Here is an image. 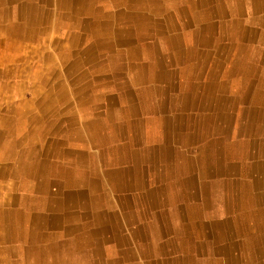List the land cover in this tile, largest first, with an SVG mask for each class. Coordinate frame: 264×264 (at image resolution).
<instances>
[{
  "label": "crops",
  "instance_id": "1",
  "mask_svg": "<svg viewBox=\"0 0 264 264\" xmlns=\"http://www.w3.org/2000/svg\"><path fill=\"white\" fill-rule=\"evenodd\" d=\"M83 1L81 14L85 15L77 18L87 21L91 30L96 27L90 15L91 7L103 6L104 1ZM117 1L122 5L110 1L109 7L105 6L107 11L126 8L124 0ZM143 1L133 3L137 8L128 6L131 13L139 11L140 14L106 18L102 24L110 28L97 33L94 29L73 32L68 20L77 16L75 9L58 10L52 0H0V38L16 39L15 50L20 49L18 45L29 43L26 39L41 41L38 43L42 45L34 53L41 58L40 65L48 74L41 75V82L51 93L43 101L48 110L38 112L43 127L48 126L45 132L55 130L49 135L61 137L64 126L65 134L73 136L75 128L84 132L87 123L89 127L102 121L108 123L103 129L112 142L104 147L108 150L104 154L108 163L112 162L114 152L126 148V142L119 143L118 133L122 139L139 134V140L144 142L136 146V151L148 149L156 154L151 153L147 158L141 154L136 162L173 167L175 173L171 179L179 184L180 194L187 200L185 206L179 208L182 220L177 224L178 235L185 237L184 242L176 241L177 233L170 232V227L174 228L170 219L160 225L165 231L160 240L153 239L148 228L138 223L132 227L139 231L137 238L98 242L93 249L85 247V240L80 241L84 246L79 255L73 253L72 264H250L254 261L260 264L264 255L252 253L257 251L253 246L264 245V223L226 222L232 214L224 212L217 197H251L254 201L264 198V0H150L152 7L147 3V10L141 8ZM9 10L21 17L23 34L2 31ZM71 36L95 45L89 53L93 59L91 68L90 64L82 67L91 88L87 98L73 96L66 103H60L52 90L69 83L70 78L65 75L71 68L67 70L68 66L64 67L58 60L71 49ZM10 42L2 45V53L12 50L5 49ZM45 45L51 49L50 54L45 52ZM82 48L78 47L77 51ZM57 68H62L63 73ZM47 80L52 83L45 84ZM75 80L73 83L77 85L78 80ZM140 85L147 87L140 88ZM123 86L135 92L131 95L117 92ZM154 89H161L163 93L155 94ZM139 90L142 95H138ZM84 99L92 109L88 121H77L71 130L67 121L71 117L78 119L75 115L78 110L64 112L63 106L69 101L66 107L75 108ZM51 107L53 109L49 110ZM58 108L61 119L57 117ZM25 111L21 120L13 112L8 123L18 126L24 122L28 128L30 121L36 119L33 112ZM109 113L113 114L108 116ZM130 123L137 127L127 128ZM27 132L35 134L32 127ZM162 135L163 142L155 143L154 136ZM85 142L90 145L88 140ZM74 143L67 145L74 147ZM160 147L167 149L169 161L164 158L165 154L160 155ZM122 167L118 169L127 172V168ZM111 170L113 174L117 171L115 167ZM143 178L153 179V175L148 171ZM124 190L113 192L111 196L118 198ZM160 195L167 197L168 193L163 190ZM206 199L213 205L208 206ZM168 208L155 210L170 215ZM257 209L264 216V205ZM257 209L238 207L231 208V212L247 215ZM207 214L212 216L207 217ZM193 215L196 221H192ZM62 226L35 225L50 235L56 234L53 231ZM88 228L95 229V226H81L83 233ZM258 229L262 230L258 233ZM124 235L129 236L127 231ZM56 242L61 244L63 240Z\"/></svg>",
  "mask_w": 264,
  "mask_h": 264
},
{
  "label": "bare ground",
  "instance_id": "2",
  "mask_svg": "<svg viewBox=\"0 0 264 264\" xmlns=\"http://www.w3.org/2000/svg\"><path fill=\"white\" fill-rule=\"evenodd\" d=\"M52 1L53 7L58 10L62 9L67 11L71 7L75 9V14L77 16L68 20L69 26L72 28L73 32L76 29L87 32L93 31L94 29L95 32L102 33V31H106L110 28L105 24H102L104 19L115 15L135 16L134 14L137 15L141 13L139 11L137 13L135 11L132 13L130 12L131 9L137 8L136 4L134 6L133 3L139 0H124L123 2L125 4L127 3V9L125 7L124 10L123 8H117V10L114 11H107L105 6L109 7L110 1L113 2V4L118 3V5L121 6V1L103 0V6L99 5L91 7L90 15L94 18L96 27L89 30L87 21L83 22L77 18L78 15H85L81 14V10L85 4L83 0ZM147 3H150L149 8L152 7L150 0H144L143 2H140L141 8L147 10ZM237 3L239 4L238 1ZM128 6L131 7V9H129ZM238 8L241 9L240 7ZM125 10L129 11V13L127 14ZM234 12L239 13L240 11L235 10ZM7 16L8 17L4 23L2 31L12 35L23 34L24 31L21 26V17L12 10L8 11ZM86 45V42H81L80 37L71 36V49L68 48V51H65L61 59H56L61 62L64 67L68 66L67 70L71 68V70L65 75V77L67 76L70 78V84H68V86L67 84H62L59 88L52 90V94L59 97L60 103H66V100H69V97H86L90 93L91 86L88 82L89 77L85 71L82 72L83 66L90 64L91 68L92 65V58H90L89 55L92 48H90L89 52L84 55L81 53L84 50L83 46ZM78 47L83 48L77 51ZM80 77H83L82 80H80ZM75 79L78 80L77 85L73 83ZM82 86H84L83 89ZM139 87L145 88L147 86L140 85ZM148 87L149 89L154 88L153 86ZM117 92H121V94L124 95H131L135 91H132L131 88L128 89L126 86H123ZM48 93L51 95L49 91ZM153 93L162 94L163 92L161 89H154ZM67 105H69V101L67 102ZM66 106H63L64 112L70 110L69 113H76L75 110H78V113L75 114L78 119H73L71 117L72 120L69 118L67 121L68 128L70 129L73 128V125H75L77 121L82 122L86 120L89 112L92 110L89 108L87 99L82 100V102L80 101L78 105L79 108L75 106V108L72 106H69L70 108H68ZM51 109L53 108L51 107L49 110ZM45 110L48 109H46L43 105L41 107V112ZM60 111L61 109L58 108L57 117L61 119ZM25 112H27L25 109L19 108L18 112L14 113V115L18 116L20 119L21 116H25ZM112 114L113 113H109L108 116ZM4 124H8L11 129H14L15 127L13 123H7L4 120H0V162L2 164L0 174L5 175L8 173V169L10 168L9 162L15 160L22 161L24 158L26 159V162L23 165L24 167L21 168L19 173L23 176V178L20 175H17L14 179L16 181V195L14 197L8 195L6 199V201L9 200V202L13 204V209L9 211H0V222L4 224L7 223L6 230L8 236L11 237L20 247V254L23 255V262L18 264H72L74 261L70 258L74 257V254L79 255V250H81L84 246L82 243H79L80 241L85 240V242H87L85 247L93 249L94 245L98 242L109 243L115 238H118V240H129V238H132L133 236L137 238L139 231L133 229L132 227L138 223L148 228L147 231L151 234L153 239L156 238V240H160L163 238V235H165V231L164 229H161L160 225L162 222L166 221V219H170L173 224L174 228L172 230L170 227V232L177 233L175 238L176 241L184 242L186 240L185 237L182 238L178 235L179 230H177V224H179L182 220L180 219L179 208L185 206L187 200L181 196L180 193L182 191L180 190L181 188L179 187V184H175L171 179L175 172L173 168L170 170L168 167L159 171L160 165H141L136 162L139 158H141V154L145 155V158L151 157V153L152 155L156 154L155 152H150L152 150L148 149H144L140 153L136 151V146L144 142V140L142 142L139 140V134L128 135V137L126 139L124 138V140L122 139L123 136L120 137L118 133L119 143L126 142V148H122V150L120 148L118 149V152H114L111 156L112 162L108 163L107 158L104 156L108 150L104 147L109 146L112 142H110V139L108 138L109 136L103 132V129L107 127L108 124L103 121L99 125L94 124L90 127L87 123L85 127L86 132H82L81 130L77 131V128H75L74 133H76V135L74 134L73 136L72 134H70L71 136L69 134H65L66 129L62 126L61 130L63 134L61 137L51 136L49 133L45 132V128L48 126L45 125V128L43 127V124L40 121V115L36 117L35 121V136L30 135L27 132L29 128H27L26 123L24 122H21L16 127V134L18 133L17 137L10 129L3 131L2 126ZM134 126L135 125L130 123L127 125V128ZM36 134L38 135V138L36 137ZM154 138L155 143L159 142V136H154ZM87 140L90 145L86 144L85 141ZM11 142L27 144L28 149L26 146V148L21 147L19 151L14 150L15 147L11 146L14 144H11ZM70 143H74L75 146H68L67 144ZM78 146L79 149H76ZM31 153H37L36 155L39 159L38 162L34 164L37 165V168L34 173H31V178L33 175L32 180H28V178H26V170L28 171V161L31 157ZM116 154L119 155L117 159L114 158ZM163 155L164 153L161 156ZM166 157H168L167 154L164 155V158ZM126 160L128 162L124 165ZM128 163L131 165H128ZM119 166H123L122 169L127 168V172L124 170L121 172L120 169H118ZM106 167L110 168V170L106 171ZM111 167L112 169L115 167V170H117L114 171V174ZM148 171L149 175H153V179L148 180L143 178V176H146ZM124 173L125 175H123ZM124 176H127L128 178L124 179ZM157 177H160V179H157ZM158 181L163 183L162 186L164 189H162V187L161 189L162 191L165 190L168 193L167 197H162L158 190L155 192L153 188H150L153 183L158 185ZM120 189H127L129 194L119 196V200L117 201L115 197L111 196V194L113 192H119ZM141 190L145 191V197L144 194L140 195ZM47 197H52V199L50 200L48 208H45L44 204ZM145 199L149 200L148 204H146ZM263 199L264 198L254 201L251 197H238L236 199H231L218 196L217 203L219 206L224 207L225 213L232 214L230 215V218L225 219L226 222H256L261 212L254 206ZM205 201L208 206L213 205L210 199H206ZM163 206L169 207L168 209L171 210L170 215L166 212L160 213L158 210H155L157 208H162ZM238 207H241V209L246 208L257 210H255V212L252 211L253 214H233L231 212V208ZM68 211H72V214H67ZM51 212L55 214H52ZM206 216L210 217L212 214H207ZM192 218V221H196V216L193 215ZM40 223L47 226H63L58 230L53 231L56 232V234L50 235L45 234L47 231H43L35 227V225ZM82 225L88 227L94 225L95 229L88 228L83 233V230H81ZM29 226H31L32 229H30ZM125 231L128 232V237L124 235ZM99 232L102 234H99ZM59 239L63 240V243H57L56 241ZM29 241H31L32 244L26 247L24 243ZM253 250L257 251H254L252 255H264V245L259 248L258 246H253ZM61 253H63L64 256ZM49 259L54 261H52V263H45L44 260ZM74 259L76 258H73V260ZM56 261L59 263H56ZM247 262L249 263V261ZM257 263L258 262L256 261L250 262V264ZM260 264H264V261Z\"/></svg>",
  "mask_w": 264,
  "mask_h": 264
},
{
  "label": "rangeland",
  "instance_id": "3",
  "mask_svg": "<svg viewBox=\"0 0 264 264\" xmlns=\"http://www.w3.org/2000/svg\"><path fill=\"white\" fill-rule=\"evenodd\" d=\"M53 36H56V34H53ZM15 40L16 39L14 38L11 39L0 38V47H1L0 49V120H4L7 123L8 120L11 121L10 120L11 116L12 117L14 116L12 113L13 112L17 113L19 108L33 112L32 116L34 117V119H36V117L39 116L38 112L41 110L42 104H45V102H43L45 101L44 100L45 96L49 95L48 93L49 87L47 88L46 85H43L41 82V75L45 74V76H47L48 74L47 72H45V67L40 65L41 58H39L38 55L34 53L36 48L42 45L38 43L41 41L39 40L37 42H32L35 41V39H26V42L29 43H22L21 45H18L20 49L15 50L16 48L13 47ZM8 41H12V42H10V45L5 46V49L7 47V49L10 50L12 49V50L8 51V53L6 52L2 53L4 50L2 48L3 47L2 45H5V43ZM86 46H83L84 50L81 52L83 55L89 52L88 48L93 49V47H95L92 41ZM44 47H45V52L50 54L51 49L49 48V46L45 45ZM92 61L93 59L91 60V62ZM56 70L61 71L63 73L62 68H57ZM82 78L83 77H80V80H82ZM35 81L37 82L39 81V84L35 83ZM51 83L52 80H47L45 82V84H51ZM66 84L68 86L69 83L66 82ZM53 88L55 89V87ZM83 88L84 86H82V89ZM103 94H105V92ZM138 95H142V92L140 90L138 91ZM15 127L17 126L15 125ZM29 127H32V129L35 130L36 129L35 122L30 121ZM4 128L10 129L11 132L14 133L17 137L18 133L16 134V129L15 131H12L14 129H11L10 126H8V124H4L2 126L3 131H5ZM49 132L53 133L55 132V130L54 131L48 130L46 133ZM36 137L38 138V135ZM162 137L164 136L162 135L159 138V144L163 142ZM11 144H14L11 146L12 147L15 146V149L14 148L13 149L17 151H19L21 147L26 148V146L28 149L27 144H21L19 142H11ZM162 148L163 147L159 148L160 155H162L163 153L166 155L167 149H162ZM36 154L31 153V157L29 158L28 161V171L26 170V174H27L26 178H28V180L29 179L32 180L33 175L31 178V173L32 172L34 173V171L37 168V165H34L36 162H38L39 159V157ZM166 158L168 160V157ZM25 162H26L25 158L22 161L15 160L9 162L10 168L8 169V173L5 175L0 174V211H9L13 209V204L9 202V200L6 201V199L8 195L13 197L16 195V181L14 179L16 178L17 175H20L19 174L20 170L22 167H24L23 165L25 164ZM1 167L2 164L0 162V171H1ZM168 167L170 170L171 168H173L169 165L161 164L159 171L164 170ZM20 176L23 178L22 175ZM157 183L158 185L153 183L150 186V188L151 189L153 188L155 192L156 190L160 192L162 191L160 186H162L163 183H161L160 181H158ZM126 194H129V191L127 189L123 191V195ZM143 194L145 197V191L141 190L140 195ZM115 196L118 197L119 195L117 194ZM51 199L52 197H47L46 202L44 204L45 208H48ZM116 200L118 201L119 199L116 198ZM145 200H146V204H148L149 200L148 199ZM261 205H264V199L256 203L254 207L258 208ZM67 214H72V211H68ZM258 222L259 224L264 223V216L262 214L258 216L257 221L254 223H258ZM6 224L0 222V264H18L20 262H23L22 261L23 255L20 254L21 253L19 250L20 247L13 241L11 237L8 236L6 230L7 227ZM261 230L258 229V233ZM262 232H264V230H262ZM31 244H32L31 241L24 243L26 247H28V245ZM44 261L45 263H52L50 259Z\"/></svg>",
  "mask_w": 264,
  "mask_h": 264
}]
</instances>
